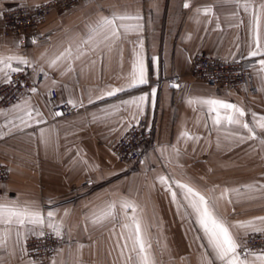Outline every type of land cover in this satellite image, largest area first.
<instances>
[{"label": "crops", "instance_id": "obj_1", "mask_svg": "<svg viewBox=\"0 0 264 264\" xmlns=\"http://www.w3.org/2000/svg\"><path fill=\"white\" fill-rule=\"evenodd\" d=\"M46 1L0 0V12ZM244 3L250 5L247 11ZM261 4L264 0H87L68 11H53L39 29L54 32L52 43L26 51L17 38L3 36L0 16V57H23L35 75L46 77L31 98L0 110V164L10 172L9 181L0 184V204L38 209L46 222L47 212L53 211V222L66 241L47 262H35L27 255L26 242L52 229L26 225L17 238L13 224L10 238L0 247V264H137L135 253L127 259L131 241L124 246L128 229L123 225L132 216L141 221L155 264H221L176 181L205 195L230 227L254 221L256 228H264L255 219L264 217V130L257 127L264 116V55H250L255 48L254 11L260 16L264 48ZM113 15H138L139 20L117 23L141 27L121 30V38L111 45L99 36L94 43H82L90 25L100 16ZM141 42L148 83L129 88ZM69 48L72 56L56 60ZM199 53L230 62L258 60L251 94L210 88L196 79L192 61ZM118 88L123 90L107 95ZM51 90L60 104L80 111L54 121L47 100ZM140 96L148 98L142 113L125 103ZM206 99L243 108L255 138L241 139L251 134L239 125H215V113L207 105L188 103ZM140 123L152 132L153 147L136 163H119L107 145ZM162 176L177 192V201L160 182ZM123 201L135 208L125 210ZM113 203V214L105 217ZM4 229L0 225V232ZM231 230L238 242L257 232Z\"/></svg>", "mask_w": 264, "mask_h": 264}, {"label": "snow or ice", "instance_id": "obj_2", "mask_svg": "<svg viewBox=\"0 0 264 264\" xmlns=\"http://www.w3.org/2000/svg\"><path fill=\"white\" fill-rule=\"evenodd\" d=\"M188 7V4L184 5ZM249 3H244L243 7L247 11L249 9ZM260 10L264 13V4L260 5ZM211 9H206V12H210ZM3 13L0 12V16ZM140 17L129 16V15H113L111 18L107 16H100L94 25L89 26V35L82 43L88 45L94 43L96 37H102V42L108 43L109 45L113 44L115 41L121 38V30L124 33L129 31L139 30L140 25H130V24H118L117 21L125 20H139ZM254 44L255 48L250 52V55L255 57L258 55H264V48H261L260 42V31H259V21L260 16L255 14L254 11ZM35 43V40L32 41ZM141 52L137 53L136 61L133 65V71L130 74L131 80L127 85L129 88L135 87L137 85L147 84L148 80L146 78L144 60L142 55L143 43H140ZM79 46L77 49V56L79 58ZM72 49H67L61 56L57 57L56 60L66 59L72 56ZM56 60L52 61L53 64L56 63ZM12 61H16L19 64L27 65L29 61L23 57L17 56H8L0 57V75L3 77V82L6 84H12L11 73L21 72L22 69L19 67H13ZM260 64L264 66V59L260 61ZM264 70V67H262ZM178 87V85H173ZM123 89H113L112 91L107 92L108 96L114 95L116 92L122 91ZM33 92L36 91L35 88L32 89ZM152 95L155 96V89H153ZM147 96H140L134 100L127 101L125 103L130 105H135L140 112H143L144 103L147 100ZM68 103L73 104L71 100ZM188 103L191 104H203L208 106V111L210 113H215L213 117V123L215 125H239L240 127L247 130L251 135L247 137H241V139H252L255 138V130L250 127L249 123L244 121L246 112L243 108L237 106L233 103H228L218 99H206V100H189ZM75 106V104H73ZM16 107H20L17 105ZM221 109L224 110L223 114ZM61 115L62 113H56ZM28 117L32 116L31 111L26 113ZM39 115V113H37ZM255 115V114H253ZM22 122L24 118H20ZM133 119H136L133 116ZM257 127L264 130V116H261L257 120ZM183 135L188 138H193L188 132H184ZM264 143V140L261 141ZM160 182L165 184L168 187V190L171 194L173 201H177V192L172 190L171 184L168 182L167 177H160ZM176 186L183 190V199L187 201V207H189L196 216V220L202 229L204 236L207 238L208 246L211 247L215 254V259L219 260L221 264H264V251L260 253L252 252L248 250L247 253H242V245L238 242L237 237L233 234L231 227L236 228H251L253 231L264 232V228H256L254 226V221L240 222L238 221L235 225L229 226L223 218L217 215L214 205L210 200L203 195L201 192L193 188L188 184L181 183L176 181ZM223 193L221 197H223ZM122 207L127 210L129 208H135V205L130 201H123ZM115 209V203L109 205V211L105 212L103 215L105 217L112 215ZM55 213L53 211L47 212V222L45 215L38 209H33L29 206H16L9 204H0V225H4L5 229L3 232H0V247H3L8 238L11 235V226L15 224L17 226L16 236L19 238L22 233L21 228H24L26 225L39 226L43 229L45 226L52 229L53 233L59 237L61 236V228L58 224L53 222ZM256 220L264 222V217H257ZM124 228L128 229V237L125 241V248L128 247V241H131V247L127 259L131 260V253H135L137 264H155L154 259L149 253L151 247L150 243L147 241L144 235V230L142 228L141 221L136 217H131V222L124 224ZM28 231H33L28 229ZM39 236H44L45 233L43 230L39 231ZM253 257L252 260L248 259V256ZM211 264V262H209Z\"/></svg>", "mask_w": 264, "mask_h": 264}, {"label": "built area", "instance_id": "obj_3", "mask_svg": "<svg viewBox=\"0 0 264 264\" xmlns=\"http://www.w3.org/2000/svg\"><path fill=\"white\" fill-rule=\"evenodd\" d=\"M85 1L87 0H47L36 7L24 4L9 9L3 13V36L17 38L25 51L32 46L50 45L54 32L39 31L50 14L55 10L68 11ZM12 66L19 67L22 71L11 73L12 84L0 85V110L31 98L35 93L32 89L35 88L37 91L46 79L43 74L35 75L28 65L15 63ZM258 66L259 62L256 59L230 62L199 53L192 61V75L210 88L238 90L249 96L252 92V72ZM47 100L54 121L70 118L80 111V108L60 104L58 94L54 90L48 92ZM107 146L119 163H136L147 149L153 147V134L140 123L130 127L124 136L112 140ZM9 177V170L0 164V184H6ZM84 186H89V182ZM44 233V236H37L26 242L27 255L32 261L45 263L66 246L62 236L57 237L51 232ZM240 243L242 253H247L248 250L264 251V232H252Z\"/></svg>", "mask_w": 264, "mask_h": 264}, {"label": "rangeland", "instance_id": "obj_4", "mask_svg": "<svg viewBox=\"0 0 264 264\" xmlns=\"http://www.w3.org/2000/svg\"><path fill=\"white\" fill-rule=\"evenodd\" d=\"M197 79V78H196Z\"/></svg>", "mask_w": 264, "mask_h": 264}]
</instances>
